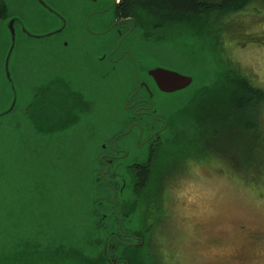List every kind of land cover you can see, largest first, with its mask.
I'll list each match as a JSON object with an SVG mask.
<instances>
[{
    "label": "rangeland",
    "instance_id": "374dc122",
    "mask_svg": "<svg viewBox=\"0 0 264 264\" xmlns=\"http://www.w3.org/2000/svg\"><path fill=\"white\" fill-rule=\"evenodd\" d=\"M29 3L36 6L33 0ZM59 3L55 1V7ZM41 11L24 15L11 8L12 15L22 17L25 26L38 35L41 33L31 27L49 17ZM223 23L228 31L233 29L227 40V53L218 56L213 49L207 52L182 38L139 44L140 61L127 60L109 85L100 87L108 93L105 101L94 102V109L88 115L90 129H81L78 122L70 126L62 120L59 125L67 126L50 133L33 128L26 103L33 104L37 91L60 83L56 65H45L41 59L54 58L51 41L27 42L16 27V42L9 62L10 83L4 73V61L11 40L7 21L0 22V115L5 114L0 117V260L4 254L1 251L7 250L11 243L32 238L42 248L48 247L47 244L86 248L93 254L94 242L107 235L95 230L97 215L111 207L132 204L134 195L128 186L129 177L117 176L113 187L106 181L98 183L89 170L96 164L91 153L98 147L90 149L84 143L104 142L110 126L124 119L122 96L133 92L139 81H146L143 69L161 68L192 77L193 86L189 88L192 89L207 84L225 71L227 64L230 71L233 69L264 92V6H248L223 18ZM237 24L244 26L243 29L237 30ZM30 59L38 67H28L26 61ZM232 77L228 75L229 79ZM56 91L61 89L51 91L47 102L62 107L59 104L66 102L67 97L55 99ZM194 92L152 93L155 113L166 121L174 120L173 125H168L172 132L178 130L176 121L181 119ZM206 104L205 99L200 100L196 110L205 108ZM65 108L72 110L69 105ZM251 110H255L252 105L246 114ZM247 116L253 120L251 112ZM257 116L259 128L264 129V106ZM198 136L204 139L202 133ZM235 136L226 144L227 151L219 152L202 167L182 171L179 178L173 177L166 193L165 212L158 216L152 213L144 225L137 217L124 219L119 215L116 221L109 213L104 218L110 221L107 231L117 229L111 220L120 225V230L142 231L145 246L140 256L150 254L154 264H264V175L260 183H250L240 179L234 168L221 159L224 156L232 163L248 148V141L241 143L237 133Z\"/></svg>",
    "mask_w": 264,
    "mask_h": 264
},
{
    "label": "trees",
    "instance_id": "16d2710c",
    "mask_svg": "<svg viewBox=\"0 0 264 264\" xmlns=\"http://www.w3.org/2000/svg\"><path fill=\"white\" fill-rule=\"evenodd\" d=\"M255 4L264 6V0H121L116 6L115 16L118 19L132 17L136 27L143 30V36L146 39L160 42L172 38L175 40L188 39L207 52L213 49L219 56L222 52L227 53L226 48L229 47L227 40L230 39V32L233 31V29L228 31L225 28L223 18L240 13L248 6ZM5 15L6 8L0 0V19H4ZM233 71L235 81L231 82L236 83L237 81L240 88L242 84H246L250 89L245 87L243 91H195L180 116L181 119L177 120L179 123L176 121V126L181 131L180 136L186 134L191 138L190 146L188 147L183 141L180 147L170 151L169 156L173 158V161L182 162L186 157L184 153L189 152L190 155L199 156L198 162H209L210 159L216 158L219 152L222 153L229 149L226 144L230 143V138L236 137L237 133L241 143L248 141V148L243 154L240 152L239 158L232 163L227 162L224 156L221 159L226 161L227 166L234 168V174H239L240 179L257 184L264 175V129L259 128L260 124H257V114L264 106V92L253 87L246 78ZM215 76L205 87L214 85L212 83L217 79ZM231 82L228 80L227 85L222 86L229 88ZM61 88L65 87L56 82L35 94L34 102L29 107L31 111L29 119L34 129L42 132H57L67 126L59 125L62 120L67 121L68 124L75 120L74 113L81 108L73 105L69 112L65 108L67 104L61 108L47 102L51 91ZM60 93L62 94L61 91H56L55 99L59 98ZM49 99H52V96ZM202 99H205L208 104L205 108L196 110L198 102ZM251 105L255 108L254 111H249L254 115L253 120L247 116L249 112L246 114ZM204 119L207 121L205 138L208 143L206 148L199 145L202 138L198 136L201 122ZM173 122L174 120L170 124L173 125ZM241 127L246 133L253 132V138H248L247 134H243ZM183 130L187 132L184 134ZM169 131L171 132L170 127ZM238 143H240L239 140ZM201 153H203L202 157ZM142 175L145 178V174ZM155 181V176H151L146 183L153 185ZM150 193L151 191H148V194ZM82 250L51 244L42 248L33 242L28 244L20 242L16 243L10 252H7L10 254L3 255L0 264H108L105 252L102 253L104 249L99 248L98 250L96 247L93 254H90L86 248ZM133 255L127 257L128 264H145L146 262L154 264L153 257L148 253L144 255V258H141L140 253Z\"/></svg>",
    "mask_w": 264,
    "mask_h": 264
},
{
    "label": "flooded vegetation",
    "instance_id": "af4514ba",
    "mask_svg": "<svg viewBox=\"0 0 264 264\" xmlns=\"http://www.w3.org/2000/svg\"><path fill=\"white\" fill-rule=\"evenodd\" d=\"M116 10V8H115ZM103 10L98 8L95 11L88 10L86 12L87 18H90V15L96 16L95 19H100L103 15ZM128 19H133L132 17L126 19H118L115 16V20L111 25L106 27V30H110L111 26L115 23L123 22ZM119 27L126 29L127 25H115L113 28L118 29ZM118 36L114 39L116 47L120 45V40L123 38V35H119L120 31L117 32ZM116 47L112 50V47L108 46L104 48L103 51L115 52ZM119 50V49H117ZM123 52V51H121ZM111 53V52H110ZM108 53L107 55H109ZM102 59V56L100 57ZM99 58V59H100ZM108 70L104 73V76H110V62L108 60ZM226 69L223 72H220L215 77L217 79L212 83L213 86H208L201 88L196 91H243L246 84H242V87H239L238 82L232 83L235 81L234 76L228 78V75L232 74L227 64H225ZM228 74V75H227ZM227 75V76H226ZM232 81L231 87L226 88L222 85H227L224 81ZM61 92L59 97L65 95L67 97L66 102H61L59 106L67 104L69 106H77L81 109H78L74 113V121H70V126L80 123L81 117L88 118L89 114L94 108V103L90 102L87 97L84 96L86 91H80L78 89L69 90L70 87L66 85L63 81L60 80ZM211 84V85H212ZM215 85H220L219 87H214ZM229 85V84H228ZM249 88V87H247ZM250 89V88H249ZM67 91V92H64ZM137 91H150L149 89H143L141 87L134 90L133 93L129 94V100L125 101V107L131 111V114L125 117L124 121L118 126L113 127L108 131L107 139L104 142L98 144V150L93 152L92 158L96 159V164L93 168L89 170L95 176V180L98 183L106 181V184L111 187L114 186L115 179L117 176H128L129 177V188L134 195L132 204L128 207H114L110 208L109 211L97 215L95 222V230L98 232H106V238L103 240H97L94 242V246L100 249H104L102 253L105 252V258L108 261V264H118L121 262L123 264H128V259L133 254L140 253L143 250L144 239L142 231L127 232L120 230V225L116 223V217L121 216L122 218H134L137 217V221L143 222L145 224L148 219L151 218V214L156 216L160 215L165 209V203L167 202L166 193L168 192L175 175H179L182 171H192L193 168L198 166H203L204 162H198L199 156L190 155L189 152L184 153L185 160L182 162L173 161V158H170V151L173 148H178L182 145V142L189 147L191 138L185 135L180 136L181 131L177 130L176 132L169 131L170 122L161 118V120L155 119L150 123H141V118L143 114H147L146 111L151 108L152 105V95L147 94L137 98ZM85 92V93H84ZM64 103V104H63ZM31 106V105H30ZM29 106V107H30ZM62 108V107H61ZM150 114V113H149ZM153 117L152 114H150ZM154 123L149 129L146 130L147 125ZM179 123V121H177ZM172 124V123H171ZM187 124V123H186ZM206 124L207 121L201 122L200 133L203 134L204 139L199 143L202 147L207 146V139L205 138L206 134ZM88 128L87 126L83 127ZM166 129V131L164 130ZM244 128L241 127L243 134H247L248 138L251 137V133H246ZM111 132V133H110ZM166 132V133H165ZM190 132V130H189ZM135 137V140H133ZM180 142V144H178ZM92 144V143H91ZM96 147V148H97ZM201 153V157H202ZM184 158V156H182ZM145 174V178L143 175ZM155 176L156 181L153 185H147V180L149 177ZM175 176V177H177ZM178 176L177 178L181 177ZM106 184L103 186L105 187ZM148 191H151L148 194ZM137 196H140L141 199L138 200ZM151 211V213H150ZM165 212V211H164ZM113 217L115 221L111 220L113 226L117 229L114 232L113 230L107 231V223L110 221H104L106 215L109 214ZM109 215V216H110ZM156 223H159L157 221ZM149 240V239H148Z\"/></svg>",
    "mask_w": 264,
    "mask_h": 264
},
{
    "label": "water",
    "instance_id": "95a60500",
    "mask_svg": "<svg viewBox=\"0 0 264 264\" xmlns=\"http://www.w3.org/2000/svg\"><path fill=\"white\" fill-rule=\"evenodd\" d=\"M30 1L32 0H15L16 3L14 4L12 0H2V3L6 8V15L4 19H0V22L7 21L11 40V46L4 61V73L10 83H12V79L9 72V62L15 47L16 27L20 29L27 42L51 41L49 42L50 48L55 50L54 58L47 60L41 58V56L39 57L43 60L45 65H56L58 80L63 81L71 90L78 89L80 91H86V93L84 92V96L92 103L100 101L101 99L105 101L108 91H103L100 87L102 85H104V87H106L107 84L109 85L110 79L124 69L121 64H126L127 60L135 63L138 60L140 61V52L138 50V47L140 46L139 44L145 42H151L153 44L157 42L153 39H144L143 30L136 27L134 19L115 23L111 26L109 31L106 30V27L111 25L115 20V8L120 0H33L36 6L30 4ZM55 1L60 2L58 8L55 7ZM11 8H15L24 15L38 11V9L40 12L43 10L48 13L49 17L46 16L47 18L42 19L40 25L31 27L34 30H38L41 34H35L28 29L25 26L27 23L22 17H15L12 15ZM98 8L104 11L100 19L97 20L95 19L96 16L92 17V15H90V18H87L86 12L88 10L93 12ZM115 25H127V27L125 30L122 27L115 29L113 28ZM119 31V35H124L125 32L126 34L120 40V45L117 48L114 39L117 38V32ZM190 44L193 45L194 43L192 42ZM108 46L112 47V50L116 47L115 52L112 53V50L103 51L104 48ZM193 46H195V44ZM38 52L39 47L35 49L37 55ZM108 53L110 54L107 55ZM101 56L102 59L100 58ZM109 59H111L112 62H110L111 69H109L110 76L108 78V76H104V73L108 70ZM26 62L28 67H38L33 65L34 63L31 59ZM143 70L147 79L144 82L139 81L133 90L141 87L146 90L149 89L150 91H137L141 96L147 94L153 95V92L158 95H167L184 90L196 91L208 84L207 83L199 88L189 89L193 86L194 81L192 77L183 76L176 72L161 68H146ZM120 94H122V92H120ZM128 97L129 95H123V101L120 104L123 110L124 119L131 114V111L125 107V101L129 100ZM31 104L30 102H27L26 107L29 108ZM146 113L147 114H143V117L141 118L142 124L150 123L155 119L161 120L162 118L155 113L153 104ZM149 113L152 114L153 117H151ZM3 115L5 114L0 115V117ZM88 119L89 117L86 118V116L81 117L78 127L80 126L81 129H84L83 127L87 126L88 129H90ZM124 119L114 122L109 130L121 124ZM153 124L154 123L147 125L146 130ZM164 130L166 131L165 128ZM99 143L100 141L96 142L95 140H92L90 143L85 142L84 144L86 147L87 145H90L89 147L91 149V147L96 148ZM88 153L90 154V150ZM92 154L93 153H91V155ZM29 240L33 242L35 239L32 238L20 242H29ZM20 242L11 243V246L7 250H2L1 253L5 254L10 252V249L16 243ZM62 243L63 241L58 245H61ZM47 246H50V244H47ZM43 248H46V246L44 245Z\"/></svg>",
    "mask_w": 264,
    "mask_h": 264
},
{
    "label": "snow or ice",
    "instance_id": "6c2138e0",
    "mask_svg": "<svg viewBox=\"0 0 264 264\" xmlns=\"http://www.w3.org/2000/svg\"><path fill=\"white\" fill-rule=\"evenodd\" d=\"M14 22V21H13ZM236 28L242 30L241 26L239 24L236 25Z\"/></svg>",
    "mask_w": 264,
    "mask_h": 264
}]
</instances>
